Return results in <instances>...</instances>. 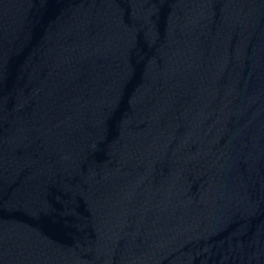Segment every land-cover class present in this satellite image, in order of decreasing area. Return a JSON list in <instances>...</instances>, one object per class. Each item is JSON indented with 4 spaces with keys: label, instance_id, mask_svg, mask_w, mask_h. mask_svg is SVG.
Returning <instances> with one entry per match:
<instances>
[{
    "label": "water",
    "instance_id": "95a60500",
    "mask_svg": "<svg viewBox=\"0 0 264 264\" xmlns=\"http://www.w3.org/2000/svg\"><path fill=\"white\" fill-rule=\"evenodd\" d=\"M0 264H264V0H0Z\"/></svg>",
    "mask_w": 264,
    "mask_h": 264
}]
</instances>
